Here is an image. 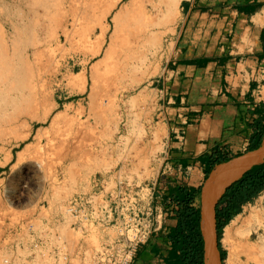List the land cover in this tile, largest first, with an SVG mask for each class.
<instances>
[{
  "label": "rangeland",
  "instance_id": "obj_1",
  "mask_svg": "<svg viewBox=\"0 0 264 264\" xmlns=\"http://www.w3.org/2000/svg\"><path fill=\"white\" fill-rule=\"evenodd\" d=\"M57 1L59 5H56ZM87 1L46 0L51 14L50 17L40 19L33 15L41 13L39 7L31 8L30 5L27 9L23 5L24 11L21 14L24 17L18 19L14 2L0 0V26H3L0 27V36L3 35V38L0 37V44L4 42L8 46V56L11 59L8 58L7 62H10L7 67L12 64L11 69L4 67L0 72V115L20 111L28 97L36 102L32 111L28 112L30 115L24 116L20 112L19 123L16 122L12 127L14 131L5 130L0 125V264H29L28 260L34 254L37 260L38 256L41 258V264H56L53 261L55 257L48 256L51 250L59 251L58 264H122L124 260H130L125 256L126 252L135 246L140 236L143 224L136 218L139 213L138 204L146 201L147 196L142 195V189L148 187L155 177L158 164L155 156L160 150V147L154 145V141H150L151 137L145 127L149 122L153 124L154 96L149 90L153 78L162 66L163 50L161 51L160 46L156 49L148 46V51L142 52L144 55L141 53L139 57L129 60L123 77L117 73L118 69L110 71L114 67V58L108 48L114 37V27L116 29L120 26V20L117 23L118 20H113V16L118 10L130 8V5L128 0H122L105 19L102 18L104 6L101 5L100 8L94 0ZM147 1L149 2L140 0V5L143 4L149 10L151 6ZM53 2L56 8H53ZM154 3H158V0H154ZM136 4L139 6V3ZM50 8L55 11L52 13ZM70 9L76 10L73 11L74 14ZM142 18L144 21H155V16L151 20L145 15ZM133 24L136 26L137 22ZM103 26L107 29L104 34ZM88 27L92 29H87ZM16 28L20 31L17 35L19 39ZM159 29L164 34L162 39L165 41L169 27ZM35 41L37 44L43 43L39 47L43 52L40 58L29 54ZM13 42L19 45L16 46ZM30 43L33 44L29 46ZM14 44L17 47L15 49ZM99 47V53L93 57L92 53ZM82 72L86 74L85 85L77 81ZM98 73L103 76L108 73L109 78L100 82L104 84L100 87L104 96L101 97L98 93L93 99L89 97L91 76H100ZM3 75L6 80L4 77L2 81ZM81 85L85 88H81ZM91 99L102 103L104 111L100 112L99 109L95 114L88 113ZM8 101H14V105L5 107L3 102ZM44 116L45 123L42 121ZM96 119L99 121H95ZM4 130L7 133L1 136V131ZM58 133L60 136H57ZM24 134H29V138L21 142L20 136ZM14 143L18 144L17 148H12ZM54 144L66 145L77 152L74 156L65 157L66 159L62 155L54 160L50 159L57 166L55 171H51L46 157L41 159L39 155L44 149L46 154ZM8 156L11 159L5 163ZM259 196L261 197L252 203L242 206L239 215L242 222L234 238L249 237L248 242L257 248V255L264 263V224L252 220L260 224L250 227L247 220L249 212L251 215L264 212V193ZM72 214L76 218L77 228L73 242L65 241L62 229L52 226L53 221L60 217L69 219ZM70 220L73 222L74 219ZM95 222L100 226H96ZM222 237L223 233L220 239V248L225 252L223 264L245 261L243 253L239 258L232 257V243H224Z\"/></svg>",
  "mask_w": 264,
  "mask_h": 264
},
{
  "label": "crops",
  "instance_id": "obj_2",
  "mask_svg": "<svg viewBox=\"0 0 264 264\" xmlns=\"http://www.w3.org/2000/svg\"><path fill=\"white\" fill-rule=\"evenodd\" d=\"M174 21L149 90L153 124L144 126L160 147L155 177L142 189L147 197L136 214L138 222L147 224V235L127 264H177L178 252L168 239L177 209L170 191L176 186L201 188L208 160L242 156L258 133L264 139V0H179ZM195 204L200 207L199 196ZM263 214L249 212L250 227L260 224L254 221L264 224ZM239 215L224 227L222 241L225 228L236 220L232 257L243 253L245 261L239 264H262L249 237L234 238L242 222ZM70 218L60 217L52 226L73 242L76 218ZM58 255L57 250L48 254L56 264ZM35 256L29 264L42 263Z\"/></svg>",
  "mask_w": 264,
  "mask_h": 264
},
{
  "label": "bare ground",
  "instance_id": "obj_3",
  "mask_svg": "<svg viewBox=\"0 0 264 264\" xmlns=\"http://www.w3.org/2000/svg\"><path fill=\"white\" fill-rule=\"evenodd\" d=\"M13 2H14V5H15V12H16V16H18V19H20V17H22L23 16V14H21V13H23V8H22V6L24 5L27 9L30 7V5H31V8L32 7H39V10L41 11V13H33V15H34V17L36 18V19H40V17H42V18H44L45 16L47 17V16H49L50 14H49V7H48V5H47V2H46V0H12ZM49 1V0H48ZM88 1H90V0H88ZM87 1V2H88ZM95 1V3H97L96 5L98 6H100V8H102L103 6H104V16H102V18H105L106 17V15L107 14H109V13H111V11L117 6V4L119 3V2H121L122 0H116V1H114V2H112V1H110V0H94ZM93 1V2H94ZM145 1V0H144ZM148 2V1H147ZM60 3V2H59ZM77 3V2H76ZM128 5H130L129 7L130 8H128V9H126L125 11H119L118 10V13L116 12V14H114V16H113V20H118V22L117 23H119V20H120V26H118V27H116V29H115V27H114V37L112 38V41H111V45H110V47L108 48L109 49V51L111 52V55L113 56V58H114V61H113V66L114 67H112V69L110 70V71H112V70H114V69H118V71H117V73L118 74H123V72H126V68H127V66H128V63H129V60L130 59H132L133 60V58H137V57H139L140 56V54L142 53V52H145V51H148V46L150 47V45L151 46H153V47H155V49L156 48H159V46L160 47H163V43H164V41H163V39H162V37H163V33H162V31H161V29H159L160 27H165V26H168L169 27V33L171 32V30H170V27H171V24L174 22V20H175V15H176V10H177V7H178V4H179V0H158V3H154V0H149V4H150V6H151V8L148 10V8H146V7H144L143 6V4H141L140 5V0H128ZM136 3H139V6H138V4H136ZM143 3V2H142ZM38 4L40 5V6H38ZM48 4H50V2L48 3ZM55 3L53 2V8H56V7H54L55 5H54ZM73 4V3H72ZM91 4V3H90ZM10 5V4H9ZM56 5H59L58 4V1H57V4ZM87 5V4H86ZM85 5V6H86ZM92 5H95V4H92ZM101 5H102V7H101ZM127 5V6H128ZM124 6V5H123ZM127 6H125V7H127ZM60 7V6H59ZM88 7V6H87ZM89 7H91V6H89ZM93 8H95V6H93ZM51 9V11H52V8H50ZM60 9V8H59ZM125 9V8H124ZM30 10V9H29ZM62 10H63V8H62ZM91 10V9H90ZM90 10H89V12H90ZM94 10V9H93ZM92 10V11H93ZM95 10H96V8H95ZM98 10V9H97ZM53 11H55V10H53ZM53 11H52V13H53ZM57 11V10H56ZM72 11V13H73V11H76V10H71L70 9V12ZM83 10H81V12H82ZM80 12V13H81ZM97 12V11H96ZM101 12V11H100ZM94 13V12H93ZM74 14V13H73ZM59 15V14H58ZM71 15V14H70ZM143 15H145L146 17H148V19H152V17H154L155 16V21H144V18H142L143 17ZM154 15V16H153ZM52 16H53V14H52ZM92 16V15H91ZM24 17V16H23ZM50 17V16H49ZM86 17V16H85ZM143 19V21H141V18ZM33 18V17H32ZM61 18V17H60ZM134 18H136V19H134ZM46 19V18H45ZM48 19H50V18H48ZM82 19H84V18H82ZM93 19V18H92ZM106 19V18H105ZM42 20V19H41ZM52 20H54V19H52ZM136 20V21H135ZM29 21V20H28ZM31 21V20H30ZM38 21V20H37ZM36 21V22H37ZM48 21V20H47ZM93 21H95V20H93ZM43 22V21H42ZM55 22H57V20L55 21ZM54 22V23H55ZM84 22H86V21H84ZM136 23L137 22V24H136V26L135 27H132L133 25H132V23ZM30 23V22H29ZM139 23V24H138ZM79 24V23H78ZM93 24V23H92ZM131 24V25H130ZM87 25H88V23H87ZM50 26V25H49ZM59 26H60V24H59ZM79 26V25H78ZM90 26V25H89ZM95 26H97V25H95ZM116 26H117V24H116ZM1 27V26H0ZM22 27V26H21ZM27 27V26H26ZM80 27V26H79ZM158 27V29H156ZM1 28H3V26L1 27ZM33 28V27H32ZM87 29H92V27H88ZM164 29V28H163ZM21 30V29H20ZM29 30H30V28H29ZM47 30V29H46ZM46 30L44 31V32H46ZM33 31V30H32ZM49 31V30H48ZM77 31V30H76ZM107 31V29H106V27H104L103 26V28H102V32H103V34L105 33ZM15 32H16V36L17 35H19V33H20V31H19V29L17 30V28L15 29ZM35 34V33H34ZM102 34V35H103ZM163 34V35H162ZM30 35H32V34H30ZM167 35H168V33H167ZM3 35H1L0 37H2ZM33 36V35H32ZM36 36V35H35ZM31 37V36H30ZM53 37V36H52ZM3 38V37H2ZM1 39V38H0ZM17 39H19V36H17ZM84 39V38H83ZM102 39V38H101ZM24 40V39H23ZM35 40V39H34ZM28 41V40H27ZM27 41H26V43H27ZM1 42V41H0ZM18 42H19V40H18ZM30 41H28V43H29ZM34 42V41H33ZM44 42V41H43ZM83 42V41H82ZM101 42H102V40H101ZM13 43H15L16 44V46H17V42H13ZM86 43V42H85ZM15 44H14V46H15ZM31 44H33V43H30L29 44V46L31 45ZM97 44V43H96ZM19 45V44H18ZM99 45H102L101 43H99ZM13 46V45H12ZM13 46V47H14ZM14 47V49L15 48H17V47ZM31 46H33V49H32V51L29 53L30 55H32V56H41V55H43V52H42V49H39V47H42L43 46V43L42 42H38V44H37V41H35V43L33 44V45H31ZM80 46V45H79ZM83 46V45H82ZM98 46V45H97ZM108 46V45H107ZM84 47V46H83ZM85 47H87V46H85ZM89 48V47H88ZM77 49V48H76ZM92 49V48H91ZM96 49H98V50H96L94 53H92V55H93V57L95 56V55H97L98 53H99V49H100V47L99 48H96ZM151 49V48H150ZM24 50V49H23ZM11 51H14V50H12L11 49ZM44 51V50H43ZM56 51H57V49H56ZM8 46L4 43V42H2L1 44H0V72H2V70H3V68L4 67H7L8 65H9V62H7L8 61V58L10 57V56H8ZM14 53H15V51H14ZM143 54V53H142ZM26 55H27V53H26ZM107 55V54H106ZM144 55V54H143ZM146 55V54H145ZM21 56V55H20ZM12 57V56H11ZM18 57V56H17ZM37 57V58H38ZM82 57H83V55H82ZM145 56H143V58H144ZM16 58V57H15ZM26 58V57H25ZM28 58V57H27ZM36 58V59H37ZM40 58V57H39ZM60 58V57H59ZM11 58H9V60H10ZM20 59H21V57H20ZM17 60H18V58H17ZM23 60H25V59H23ZM47 60V59H46ZM131 60V61H132ZM142 60V59H141ZM144 60V59H143ZM33 61H35V60H33ZM20 62V61H19ZM22 62H24V61H22ZM51 62V61H50ZM134 62H136V61H134ZM139 62V61H138ZM27 63V62H26ZM29 63V62H28ZM34 64H35V62H33ZM37 63V62H36ZM103 63V62H102ZM145 63V62H144ZM11 64V63H10ZM40 64V63H39ZM51 64V63H50ZM99 64V63H98ZM12 65V64H11ZM10 65V67H7V70L8 69H11V66ZM24 65V64H23ZM112 65V64H111ZM13 66H15L14 64H13ZM102 66H103V64H102ZM130 66V65H129ZM17 67V66H16ZM133 67V66H132ZM14 68V67H13ZM18 68V67H17ZM45 68V67H44ZM84 68V67H83ZM99 68V67H98ZM131 69V68H130ZM103 70V69H102ZM129 70V69H128ZM45 71V70H44ZM47 71V70H46ZM130 72V71H129ZM6 73V72H5ZM5 73H4V75H5ZM8 73V72H7ZM70 73V72H69ZM116 73V72H115ZM30 74V73H29ZM98 74H100V73H98ZM97 74V75H98ZM1 75V74H0ZM3 75V77H1V80L3 81V78L5 77ZM14 75H16V74H14ZM25 75V74H24ZM27 75H28V73H27ZM126 75V74H125ZM7 76V75H6ZM18 76V75H17ZM26 76V75H25ZM72 76V75H71ZM124 75H122V77H123ZM70 77V76H69ZM92 77V84H91V89H89L90 91H89V97H93V99H95V97H97V96H95V95H97L98 93L100 94V96L101 97H103L104 95H102L101 94V90H100V87H102V85H104V84H102V83H100L101 81H103V80H107L108 78H109V75H108V73L105 75V76H103V75H101L100 74V76H91ZM110 77H111V75H110ZM112 77H113V75H112ZM111 77V78H112ZM121 77V76H120ZM122 77H121V79H122ZM24 78V77H23ZM38 78V77H37ZM70 78H73V77H70ZM110 78V79H111ZM114 78V77H113ZM112 78V79H113ZM118 78V77H117ZM7 79H8V77H7ZM20 79V78H19ZM22 79V78H21ZM20 79V80H21ZM29 79H30V76H29ZM109 79V80H110ZM5 80H6V77H5ZM4 80V81H5ZM31 80V79H30ZM29 80V81H30ZM73 80V79H72ZM71 80V81H72ZM81 81V83H83L84 85H85V83H86V74L84 73V72H82V73H80L79 75H78V77H77V81ZM108 80V81H109ZM23 81H24V79H23ZM107 81V82H108ZM19 82H21V81H18V83ZM46 82V81H45ZM104 82V81H103ZM110 83H111V81H109ZM108 82V83H109ZM0 83H1V81H0ZM5 83H6V81H5ZM15 83V82H14ZM17 83V82H16ZM22 83V82H21ZM20 83V84H21ZM72 83H73V81H72ZM72 83L70 84V82H69V84L70 85H72ZM109 83V84H110ZM8 84H9V82H8ZM44 84V83H43ZM82 84V85H83ZM81 85V88L83 87V89L85 88L84 86H82ZM72 86H74V85H72ZM10 87V86H9ZM14 87V85L13 86H11V88H13ZM23 87V86H22ZM47 87V86H46ZM99 87V88H98ZM109 87V86H108ZM112 87V86H111ZM98 88V90H96ZM110 88V87H109ZM1 89V88H0ZM18 89H19V86H18ZM30 89V88H29ZM105 89H107L106 87H105ZM104 89V90H105ZM10 90V89H9ZM46 90H47V88H46ZM96 90V91H95ZM15 91H17V90H15ZM48 91V90H47ZM44 92V91H43ZM104 92H106V91H104ZM46 93V92H45ZM20 94V93H19ZM107 94V93H106ZM139 94H141V92L139 93ZM138 94V95H139ZM21 95V94H20ZM94 95V96H93ZM7 96V95H6ZM23 95H21V97H22ZM26 96V95H25ZM24 96V97H25ZM33 96V95H32ZM3 97V96H2ZM18 97H19V95H18ZM109 97V96H108ZM138 97V96H137ZM17 98V97H16ZM23 98V97H22ZM45 98V97H44ZM106 98H107V96H106ZM93 99H91V100H89V101H92L91 102V104L89 105L90 106V108H89V112L88 113H92V114H95L96 112H97V110H99V109H101V111L100 112H103L104 111V109H105V107H101V104L102 103H96L95 102V100H93ZM97 99V98H96ZM102 99V98H101ZM100 99V100H101ZM107 99H109V98H107ZM6 100V99H5ZM4 100V101H5ZM18 100V99H17ZM22 100H24V99H22ZM21 101V100H20ZM98 101H99V99H98ZM102 101V100H101ZM107 101V100H106ZM12 102H14V101H8V102H3V104L5 105V107H7L8 106V108H9V106L10 105H14V104H12ZM100 102V101H99ZM109 102V101H108ZM17 103H18V101H17ZM21 103H23V102H21ZM36 102H35V100L32 98V97H28L27 99H25L24 100V103H23V105H22V108H20L21 110L19 111L18 110V112L16 111V109H15V111H16V113H13V111H12V113L9 115H7V114H4V115H0V125H3V127H5V130H12V127L16 124V122L19 120L18 118H19V115H20V112H21V114L23 113V114H25L24 116H26V114H28V112H30V111H32V108H33V106H34V104H35ZM37 103H38V101H37ZM16 104V103H15ZM108 104V103H107ZM131 104V103H130ZM19 105V104H18ZM132 105V104H131ZM3 106V105H2ZM20 106V105H19ZM12 107V106H11ZM18 107V106H17ZM14 108H15V106L12 108L13 110H14ZM102 108H104V109H102ZM5 109V108H4ZM1 110H2V107H1V109H0V112H1ZM103 110V111H102ZM5 110H3V112H4ZM106 111V110H105ZM3 112H2V114H3ZM8 112V113H9ZM87 113V112H86ZM99 113V112H98ZM97 113V114H98ZM62 114V113H61ZM105 114V113H104ZM18 115V116H17ZM28 115H30V114H28ZM98 115H100V114H98ZM71 116V115H70ZM81 116V115H80ZM90 116H93V115H90ZM95 116H97V115H95ZM95 116H93V117H95ZM102 117H103V115H102ZM101 117V118H102ZM87 118H89V117H87ZM100 118V120L101 121H103L102 119ZM91 119V118H90ZM89 119V120H90ZM98 119H99V117H98ZM98 119H96L95 121H97ZM46 120V117L44 116V118H43V123H45L44 121ZM87 120V119H86ZM86 120H85V123H86ZM109 120V119H108ZM64 121H65V119H64ZM99 121V120H98ZM100 121V122H101ZM47 122V121H46ZM73 122V121H72ZM76 122V121H75ZM79 122V121H78ZM78 122H77V124H78ZM89 122V121H88ZM19 122H17V124H18ZM75 124V123H74ZM83 124V123H82ZM86 124H88V123H86ZM76 125V124H75ZM17 126V125H16ZM71 125L69 124V127H70ZM72 126H74V125H72ZM85 126V125H84ZM64 128V127H63ZM67 128H68V126H67ZM61 129V128H60ZM66 129V128H65ZM71 129V128H70ZM79 129V128H78ZM84 129V128H83ZM90 129V128H89ZM0 130H1V128H0ZM4 130V132L3 131H1L2 133H1V136H5V134L7 133L6 131ZM10 130V131H11ZM68 130V129H67ZM81 130V129H80ZM12 131H14V130H12ZM69 131V130H68ZM85 131V130H84ZM83 131V132H84ZM66 132V131H65ZM71 132V131H70ZM82 132V131H81ZM86 132V131H85ZM9 135H10V132L8 133ZM61 134H62V132H61ZM68 134H70V133H68ZM79 134V133H78ZM76 135V134H75ZM57 136H60V133H58L57 134ZM61 136H63V135H61ZM66 136V135H65ZM21 138H20V140H21V142L23 141V140H26V139H28L29 138V134H24L23 136H20ZM83 137V136H82ZM82 137H80V138H82ZM2 138V137H1ZM55 138V137H54ZM85 138V137H84ZM86 138H87V136H86ZM69 139V138H68ZM75 139H77V137H75ZM74 139V140H75ZM5 140V139H4ZM56 141V140H55ZM20 142V141H19ZM0 143H2V142H0ZM62 143V142H61ZM68 143V142H67ZM71 143V142H70ZM69 143V144H70ZM15 144V143H14ZM68 144V145H69ZM80 143H78V145H79ZM13 145V144H12ZM18 144H15V145H13L12 146V148L13 147H16ZM81 146V145H80ZM84 146V145H83ZM17 148V147H16ZM74 148V147H73ZM153 148V147H152ZM151 148V149H152ZM23 149V148H22ZM9 151V150H8ZM12 151V150H11ZM43 151V150H42ZM42 151H41V153H40V155L39 156H41L42 158L41 159H43V157H46V159L48 160V162H49V170H51V171H55L56 169H57V166H55L54 164H52V162H50L49 160L50 159H52V160H54L55 158H58L60 155H62V156H64V158L65 157H69V156H74V155H76V152H77V150H75V149H71V148H69L68 146H66V145H64V146H62L61 144H54V145H52L47 151H46V154H44V152H45V149H44V152L42 153ZM86 152V151H85ZM79 154V153H78ZM77 154V155H78ZM87 154V153H86ZM35 155H36V153H35ZM35 155H34V157H35ZM12 156V155H11ZM264 156V152L263 151H259V152H257L256 153V155H250V154H248V155H246V156H244V157H236V158H233L230 162H228V163H221V164H218L217 166H216V169H214L210 174H208V176H207V178H206V180L204 181V193H205V197H207L206 199H208V201H211V203H215V201L219 198V196L222 194V192H223V190H224V188L228 185V184H230L231 182H233V181H235V180H238L240 177H241V175L243 174V172L244 171H246L247 169H249L252 165H254L255 163H259L260 161H261V159H262V157ZM20 157V154L18 153L17 154V158H19ZM11 158H10V156H8V158L6 159V161H5V163H7L9 160H10ZM36 158H34V160H35ZM66 159V158H65ZM11 162V161H10ZM45 162V161H44ZM2 165V164H1ZM7 165V164H6ZM47 165V164H46ZM42 166V165H41ZM44 167H45V165H43ZM45 171V170H44ZM6 214V213H5ZM9 214V213H8ZM26 214V213H25ZM18 216V215H17ZM27 216V215H26ZM2 217V216H1ZM20 217H22V216H20ZM250 217V216H249ZM256 217V216H255ZM12 219V218H11ZM37 224V223H36ZM1 226H2V224H1ZM236 226V220H233L231 223H230V225H228L226 228H225V233H224V240H223V242L224 243H226V244H230V242H231V236H232V232H233V228ZM205 237H207V239H209L210 240V244H207L206 246H205V250H206V263L207 264H220V259H219V254H218V251L215 249V247H214V245H215V240H214V234H212V218H211V216L209 217V220H208V222H207V224L205 225ZM17 248V247H16ZM255 253V252H254ZM261 261V260H260ZM262 264H264V263H262Z\"/></svg>",
  "mask_w": 264,
  "mask_h": 264
},
{
  "label": "trees",
  "instance_id": "obj_4",
  "mask_svg": "<svg viewBox=\"0 0 264 264\" xmlns=\"http://www.w3.org/2000/svg\"><path fill=\"white\" fill-rule=\"evenodd\" d=\"M263 139L258 133L248 147L249 151L257 149ZM231 157L216 156L208 160L206 177L218 164L226 163ZM201 188L176 186L170 191V200L177 206L174 211L176 226L170 230L168 239L178 252L177 264H204V241L200 231V208L195 204ZM264 193V160L252 165L242 176L231 183L221 195L215 206V228L217 249L223 264L225 252L220 248V239L224 227L241 212L242 206L252 203Z\"/></svg>",
  "mask_w": 264,
  "mask_h": 264
},
{
  "label": "water",
  "instance_id": "obj_5",
  "mask_svg": "<svg viewBox=\"0 0 264 264\" xmlns=\"http://www.w3.org/2000/svg\"><path fill=\"white\" fill-rule=\"evenodd\" d=\"M261 152V151H263L264 152V139L262 140V142H261V144H260V146L257 148V149H255V150H253V151H250V152H248V153H246V154H244V155H242V156H240V157H244V156H246V155H248V154H250V155H256V153L257 152ZM239 157V158H240ZM232 160V159H231ZM231 160H229L228 162H230ZM264 160V156L262 157V159H261V161L259 162V163H261L262 161ZM228 162H226V163H228ZM255 164H258V163H255ZM217 166V165H216ZM216 166L211 170V172L214 170V169H216ZM248 170V169H247ZM210 172V173H211ZM209 173V174H210ZM244 173V172H243ZM242 176V175H241ZM236 181V180H235ZM234 182V181H233ZM233 182H231V183H233ZM230 183V184H231ZM230 184H228L225 188H224V190H223V192H222V194L224 193V191H225V189L230 185ZM221 194V195H222ZM221 195L219 196V198L221 197ZM207 197H205V193H204V184L202 185V187H201V191H200V194H199V201H200V219H199V224H200V231H201V235H202V238H203V241H204V246H203V250H204V264H207L206 263V250H205V246L207 245V244H210V240L209 239H207V237H205V225L207 224V222H208V220H209V217L211 216V218H212V234H214V240H215V245H214V247H215V249L218 251V254H219V250L217 249V235H216V228H215V206H216V203H217V201L219 200V198L215 201V203L213 204V203H211V201H208V199H206ZM219 259H220V257H219ZM221 262V261H220Z\"/></svg>",
  "mask_w": 264,
  "mask_h": 264
},
{
  "label": "built area",
  "instance_id": "obj_6",
  "mask_svg": "<svg viewBox=\"0 0 264 264\" xmlns=\"http://www.w3.org/2000/svg\"><path fill=\"white\" fill-rule=\"evenodd\" d=\"M139 233H140V236L137 239V242H136L135 246H133L130 250H128L126 252L125 256H128L129 258H131L132 252L136 249L137 245H139L140 243H142L145 240L146 235H147V224L144 223L143 226H141ZM128 261H129V259L128 260H124L122 262V264H127Z\"/></svg>",
  "mask_w": 264,
  "mask_h": 264
}]
</instances>
